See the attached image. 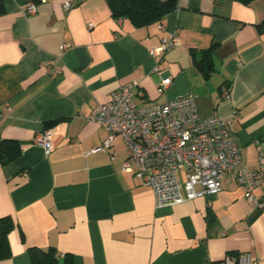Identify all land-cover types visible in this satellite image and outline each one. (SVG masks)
<instances>
[{
  "label": "crops",
  "instance_id": "obj_1",
  "mask_svg": "<svg viewBox=\"0 0 264 264\" xmlns=\"http://www.w3.org/2000/svg\"><path fill=\"white\" fill-rule=\"evenodd\" d=\"M30 2L36 11L24 15ZM0 7V141L20 149L0 163V218L15 224L11 256L0 264H31L29 247L54 248L57 264H221L227 254L264 264V209L230 174L216 194L157 207L151 189L124 169L121 136L92 151L105 130L87 118L129 81L137 107L190 94L202 117L237 115L230 131L244 166L256 169L264 157V0H178L141 27L115 18L106 0ZM173 36L178 44L155 61L149 49ZM206 51L208 71L194 61ZM164 76L171 82L162 90ZM44 128L48 154L34 142Z\"/></svg>",
  "mask_w": 264,
  "mask_h": 264
},
{
  "label": "built area",
  "instance_id": "obj_2",
  "mask_svg": "<svg viewBox=\"0 0 264 264\" xmlns=\"http://www.w3.org/2000/svg\"><path fill=\"white\" fill-rule=\"evenodd\" d=\"M70 7V2L62 4L64 10ZM35 11L33 2L23 9L24 15ZM176 44L178 39L174 36L162 38L157 46L149 49V54L157 61L167 48ZM65 47L62 44L61 49ZM152 71L160 72L157 66ZM170 82L169 76H164L160 89ZM136 85L134 81L121 84L107 101L98 103L90 111L88 120L105 130L101 144L92 151L109 148L121 136L128 153L124 169L133 172L142 185L151 189L157 207L216 194L221 190L223 177L230 174L242 188L244 198L256 208L264 209V198L259 196L264 184V157H260L259 166L254 170L244 166L230 131L237 117L235 113L231 118L202 117L190 94L137 107L133 101ZM50 135L51 129L44 128L34 137L45 154L52 150ZM251 263L249 254H227L221 261V264Z\"/></svg>",
  "mask_w": 264,
  "mask_h": 264
},
{
  "label": "trees",
  "instance_id": "obj_3",
  "mask_svg": "<svg viewBox=\"0 0 264 264\" xmlns=\"http://www.w3.org/2000/svg\"><path fill=\"white\" fill-rule=\"evenodd\" d=\"M178 0H106L112 15L115 18H126L134 26L141 27L161 20L177 7ZM248 4L252 0H235ZM2 11V7H0ZM264 26V20L258 24ZM212 60L210 51L202 53L200 59L194 61L198 67L208 71ZM20 154L18 144L11 140L0 141V163L6 164ZM14 222L11 217L0 218V260L11 256L8 236L14 229ZM28 253L31 264H57V254L54 248L41 249L29 247ZM67 264V263H66Z\"/></svg>",
  "mask_w": 264,
  "mask_h": 264
}]
</instances>
